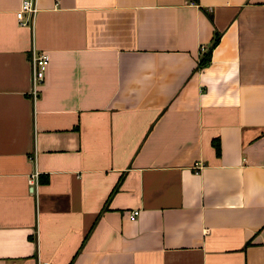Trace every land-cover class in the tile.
I'll return each mask as SVG.
<instances>
[{"label":"crops","instance_id":"crops-1","mask_svg":"<svg viewBox=\"0 0 264 264\" xmlns=\"http://www.w3.org/2000/svg\"><path fill=\"white\" fill-rule=\"evenodd\" d=\"M35 4L0 0V264H264V0Z\"/></svg>","mask_w":264,"mask_h":264},{"label":"built area","instance_id":"built-area-1","mask_svg":"<svg viewBox=\"0 0 264 264\" xmlns=\"http://www.w3.org/2000/svg\"><path fill=\"white\" fill-rule=\"evenodd\" d=\"M36 11L35 0H19V5L14 11V15L18 23L32 24L34 12ZM203 47V46H201ZM48 54L44 50H38L32 52L29 57L30 63V79L32 83V92H34L38 86V83L42 81L45 67L47 65ZM138 208H132L128 210L126 216L128 219H134L138 214ZM47 261H43L42 264H46Z\"/></svg>","mask_w":264,"mask_h":264},{"label":"trees","instance_id":"trees-1","mask_svg":"<svg viewBox=\"0 0 264 264\" xmlns=\"http://www.w3.org/2000/svg\"><path fill=\"white\" fill-rule=\"evenodd\" d=\"M218 34L219 33L217 31L213 32V35H212V37H211V39L209 41L210 43H209L208 47L204 51H202L200 53L199 57H198L199 59H198V64L197 65L205 64V63L208 62L210 50L213 47V45L215 44V41H216V39L218 37ZM216 143H215V145H216ZM216 150H217V145H216ZM116 184L117 183L112 185V187L110 188L111 190H110L109 194L112 193L115 190Z\"/></svg>","mask_w":264,"mask_h":264}]
</instances>
